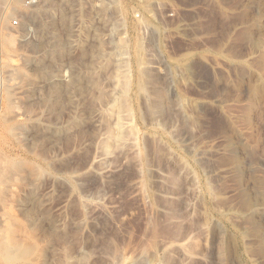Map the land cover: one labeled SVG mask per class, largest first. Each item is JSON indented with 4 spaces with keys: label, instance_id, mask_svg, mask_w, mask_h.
I'll return each instance as SVG.
<instances>
[{
    "label": "rangeland",
    "instance_id": "rangeland-1",
    "mask_svg": "<svg viewBox=\"0 0 264 264\" xmlns=\"http://www.w3.org/2000/svg\"><path fill=\"white\" fill-rule=\"evenodd\" d=\"M0 264H264V0H0Z\"/></svg>",
    "mask_w": 264,
    "mask_h": 264
},
{
    "label": "built area",
    "instance_id": "built-area-1",
    "mask_svg": "<svg viewBox=\"0 0 264 264\" xmlns=\"http://www.w3.org/2000/svg\"><path fill=\"white\" fill-rule=\"evenodd\" d=\"M19 1H25L29 5H33V4H35L37 2V0H19ZM13 22H14V24H18L19 20L15 19Z\"/></svg>",
    "mask_w": 264,
    "mask_h": 264
},
{
    "label": "bare ground",
    "instance_id": "bare-ground-1",
    "mask_svg": "<svg viewBox=\"0 0 264 264\" xmlns=\"http://www.w3.org/2000/svg\"><path fill=\"white\" fill-rule=\"evenodd\" d=\"M110 31V30H109ZM112 31V30H111ZM108 33V32H107ZM109 35V34H108ZM107 36V35H106ZM110 36V35H109ZM118 71V70H117ZM119 73V72H118ZM115 75H116V73H115ZM114 76V75H113ZM97 120V119H96ZM98 121V120H97Z\"/></svg>",
    "mask_w": 264,
    "mask_h": 264
}]
</instances>
